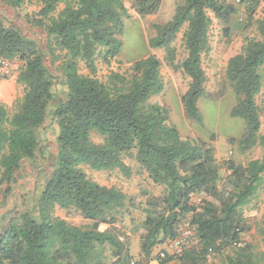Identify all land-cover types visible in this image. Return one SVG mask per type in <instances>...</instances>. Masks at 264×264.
<instances>
[{"label":"trees","instance_id":"trees-1","mask_svg":"<svg viewBox=\"0 0 264 264\" xmlns=\"http://www.w3.org/2000/svg\"><path fill=\"white\" fill-rule=\"evenodd\" d=\"M1 1L14 10L24 2ZM230 1L179 0L170 20L154 25L155 35L148 43L152 50H164L168 66L176 67L171 44L182 33L186 54L178 68L189 84L181 103L186 117L197 124L202 122L197 104L207 80L202 56L209 50V13L227 26L237 13ZM238 3L246 7L247 27H255L258 37L246 38L227 62L225 79L237 98L230 115L245 125L239 150L259 146L261 157L245 166L229 161V174L218 186L221 166L213 160V147L181 139L168 124L167 111L150 103L163 91L161 64L154 55L133 62L129 73L110 72L105 82L95 77L97 60L107 64L121 53L126 14L122 0H43L31 22L62 54L58 69L67 88L65 99L51 113L58 127L56 165L35 209L0 222V264H123L126 236L119 225L126 197L89 179L83 167L128 174L123 158L133 153L153 185L163 188L161 197L146 200L140 235L145 257L174 238L179 223L192 214L200 250L186 251L177 257L179 264H214L212 257L226 249L231 250L227 264H264V252L254 254L242 240L250 231L248 207L264 184V135H259L256 106L264 67V16L254 19L260 6L264 11V0ZM161 4L162 0H135L133 7L144 18ZM223 34L228 37L229 28ZM11 60L20 63L15 81L23 96L12 113L0 104V187L6 189L16 182L22 163L35 159L38 132L54 97V78L43 51L17 27L0 21V61ZM81 65L87 75L80 74ZM92 134L99 136V144L91 141ZM194 197L200 206L192 204ZM56 209L74 214L86 225H69L55 215ZM260 235L264 244V222ZM170 261L172 257L162 260Z\"/></svg>","mask_w":264,"mask_h":264},{"label":"rangeland","instance_id":"rangeland-1","mask_svg":"<svg viewBox=\"0 0 264 264\" xmlns=\"http://www.w3.org/2000/svg\"><path fill=\"white\" fill-rule=\"evenodd\" d=\"M135 0H122L126 14L123 17L124 31L120 36L121 53L107 64L97 60L95 77L105 82L110 72L129 73L133 62L154 55L160 61V77L163 82V91L153 98L150 103L163 107L168 113V124L174 127L181 139L195 143L210 144L213 149V160L221 166L220 186L228 174L227 163L233 161L245 166L251 160L261 157L259 146L252 150L242 152L237 144L244 131V122L230 115L237 104V98L225 79V69L228 60L240 52L246 38H257L255 27H247L246 7L237 0L230 1L237 10L230 23L225 26L220 24L211 13L212 24L209 31V50L202 56V68L206 76L205 93L198 101L197 107L202 116L201 124L190 121L184 112L181 96L188 88L189 80L183 75L178 65L185 58L182 43V33H179L171 44L174 49L176 67L168 66L162 49L152 50L148 43L154 37V25H163L173 16L179 0H162L159 10L141 18L136 13L133 5ZM43 5V0H24L16 10L9 8L0 0V21L5 26L17 27L27 38L33 40L44 53V64L52 74L53 101L50 103L43 126L38 132L39 149L35 159L24 161L20 170L15 174L16 182L6 189L0 187V222L18 215L24 211L35 209L36 201L56 165L58 127L52 118V111L60 101L65 99L67 88L63 84L61 73L58 69L62 54L49 45L50 41L41 28L35 27L31 22ZM62 6L59 7V10ZM264 11L260 6L255 13V18H262ZM229 28L228 37H224L223 29ZM52 45V44H51ZM54 47V46H53ZM53 50H51V49ZM20 68L17 60L0 61V104L5 105L9 112L14 111V105L23 96V88L16 83V76ZM87 70L80 67V74L87 75ZM262 88L256 97L260 119L259 135H264V67L260 70ZM91 141L99 144L101 139L96 134L91 135ZM134 153L125 155L123 164L128 170L124 174L119 170L108 172H95L87 167L83 170L87 177L107 188H115L126 197V209L120 222L122 232H125V252L122 256L123 264H165L158 259L159 252H165L172 261L167 264H179L177 257L164 243L155 247L148 257L140 250V235L143 231V221L147 212L146 200L148 197H161L163 188L155 186L147 174L136 163ZM200 199L194 197L192 204L200 206ZM248 207L251 216L247 220L250 231L242 235V240L251 246L252 252L259 255L264 252V244L260 235L264 222V184L258 191L257 198ZM55 215L72 226L84 227L86 223L74 214L56 209ZM183 220H193V215L188 214ZM182 220V221H183ZM194 225V224H193ZM200 250L199 238L196 234L189 251ZM231 255V250L226 249L222 254H215L211 262L214 264H227L226 257Z\"/></svg>","mask_w":264,"mask_h":264},{"label":"built area","instance_id":"built-area-1","mask_svg":"<svg viewBox=\"0 0 264 264\" xmlns=\"http://www.w3.org/2000/svg\"><path fill=\"white\" fill-rule=\"evenodd\" d=\"M238 1V0H237ZM196 236V227L189 220H183L176 228V235L174 238L168 239L164 245L169 247L172 255L176 257L182 256L191 247L194 237ZM158 259L164 260L167 256L165 252L157 254ZM131 264H135L132 262Z\"/></svg>","mask_w":264,"mask_h":264}]
</instances>
